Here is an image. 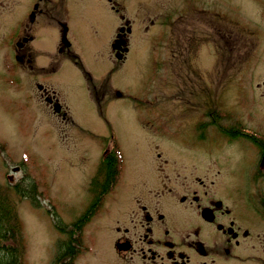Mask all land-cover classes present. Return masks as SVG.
<instances>
[{"label": "rangeland", "instance_id": "rangeland-1", "mask_svg": "<svg viewBox=\"0 0 264 264\" xmlns=\"http://www.w3.org/2000/svg\"><path fill=\"white\" fill-rule=\"evenodd\" d=\"M153 1L151 6L156 4ZM188 1L200 6L201 13H190V20L179 18L170 30L166 13L159 12L145 31L143 16L127 12L124 16L131 27L126 57L113 68L109 44L120 22L118 14L103 0H66L61 21L67 27L70 51L80 63L69 56L54 58L59 31L44 24L35 31L34 62L21 68L13 58L10 32L16 30V20L30 0H0V185L9 186L26 174L36 183L40 204L36 208L10 194L21 224L24 264L52 263L57 241L65 238L54 222L70 225L85 211L92 200L90 178L113 142L120 156V178L104 196L99 214L83 225V247L75 264L118 263L112 257L114 226L123 225L125 217L117 200L140 182H150L151 168L158 165L170 182L191 184L198 178L214 182L222 193L237 189L239 205L240 200L246 202V215L251 204L245 195L249 192L257 198L256 193H264L260 169L264 163H259L253 143L245 140L264 137V0ZM196 19L199 24L181 40L190 44L188 52L180 40L175 41L179 47L173 44L177 54L188 53L189 67L178 58L169 68L161 59L167 39L181 38L186 23ZM154 34L158 35V66L150 48ZM183 67L190 73L189 85L178 73L185 71ZM85 72L103 87L109 73L110 90L120 96L105 95L98 107L88 93ZM161 73L169 81L166 77L160 82ZM35 84L49 86L63 117L39 98ZM101 92L98 89L97 96L103 99ZM204 121L202 138H195L193 126ZM255 142L257 147L260 143ZM105 203L112 206L107 216L100 214ZM238 218L251 225L240 211ZM250 244L260 251L258 240Z\"/></svg>", "mask_w": 264, "mask_h": 264}, {"label": "flooded vegetation", "instance_id": "flooded-vegetation-1", "mask_svg": "<svg viewBox=\"0 0 264 264\" xmlns=\"http://www.w3.org/2000/svg\"><path fill=\"white\" fill-rule=\"evenodd\" d=\"M103 1L107 3L111 11L118 14L120 21L109 44L113 68L119 67L126 57L131 27L130 21L124 16L127 12L131 11L129 14L143 16L141 25L146 31L150 25L155 23L159 12L166 13V23L168 21L166 25L170 30L176 27L175 23L179 18L181 21L190 20V13L195 14V12L201 13L202 11L200 6L196 8L188 0H167L165 5L160 0H154L155 6H151V0ZM64 2L66 0H30L28 8L23 10L21 18L16 20V30L10 32L12 54L16 65L29 68L34 62L35 50L32 43L35 42V31L44 24L59 31V39L53 53L54 58L69 56L75 64L80 63L78 57L70 51V43L65 36L67 27L61 21V13L66 10ZM153 14L155 16L151 18L149 15ZM7 16L9 21V12ZM189 23H186L184 27L186 31L184 30L181 38H178L177 34L178 39L171 40V37L167 39L163 48L165 54H162L161 59L168 63L169 68L177 62L178 58L181 59L180 63L187 61L189 67L188 53L183 50L186 53L184 56L177 54L178 50L173 45L176 44L179 47L177 42L185 39V33L191 34L188 30H194L192 26L195 23L199 24V19L191 21V25ZM154 36L150 39V48L153 52V63L158 66L157 63L161 62L156 53L158 35L154 34ZM6 42L9 43V31ZM189 46L190 44L182 42V49L188 48L187 52ZM183 68L185 71L178 73L183 75V81L187 79L189 85L190 73L188 68ZM84 75L88 81V93L98 107H101L99 100L104 104V97L106 98L109 94L120 96L115 89L110 90L109 73L106 75L107 78L105 77L104 87L99 86L100 84L97 86L87 72ZM164 75L160 74V82H164L166 77L169 81L170 77L168 75L164 77ZM35 86L40 90L39 98H42L48 107L51 106L54 113L61 114L63 117L64 112H61V106L49 86L48 89L43 88L41 84H35ZM98 89H102L103 99L98 98ZM55 105L59 107L58 111H54ZM203 110L210 113L207 108ZM200 123L193 126L196 132L195 138H202L200 128L205 126L206 122H203L204 125ZM213 127L217 129L216 126ZM216 131L219 132L220 129ZM226 131L236 132L235 129H226ZM262 138L252 136L245 138L247 142L260 143L257 147L252 144L259 155L260 164L264 163V137ZM155 157L159 158V154L155 153ZM258 167L260 168L261 165ZM260 169L264 170V166ZM156 170L162 173L164 168L161 165L151 168L153 174L150 182L146 180L140 182L136 188L127 190L129 191L127 197L124 196L117 200L118 207L122 206L120 215L123 214L125 217L122 221L123 225L114 226L117 234L112 243L114 249L112 257L113 260L118 261L117 264H264V193H256L257 198H255L247 191L244 198H247L251 206L249 205L250 210L246 215L244 210L246 202L240 200L242 203L239 205L237 189L236 192L222 193V189L216 187L214 182L206 183L198 178L195 179L196 183L191 184L170 182V179L164 177L163 173L162 177H158ZM103 201L99 207L103 205ZM94 206H96V201ZM99 207L95 215L99 214ZM111 207L105 203L103 213L100 214L107 216ZM239 211L244 216H248L251 225L242 223V219L238 218ZM252 226L256 227L258 232ZM254 239L258 240L260 251L250 244V241Z\"/></svg>", "mask_w": 264, "mask_h": 264}, {"label": "trees", "instance_id": "trees-1", "mask_svg": "<svg viewBox=\"0 0 264 264\" xmlns=\"http://www.w3.org/2000/svg\"><path fill=\"white\" fill-rule=\"evenodd\" d=\"M119 173L120 156L117 145L113 142L112 146L101 156L95 175L90 178L88 184L91 202L96 201V206L94 204L88 206L90 202L82 215L70 225L54 222L56 229L64 234L65 238L57 241L55 256L51 264H75V256L83 247L80 244L82 242L81 229L96 213L104 196L117 182ZM11 193L16 194L19 200H29L30 204L37 208L40 204L37 198L36 183L24 174L9 186L0 185V264H24V240L16 206L10 198ZM86 210H89V213Z\"/></svg>", "mask_w": 264, "mask_h": 264}, {"label": "water", "instance_id": "water-1", "mask_svg": "<svg viewBox=\"0 0 264 264\" xmlns=\"http://www.w3.org/2000/svg\"><path fill=\"white\" fill-rule=\"evenodd\" d=\"M59 110V107L58 106H54V111H58Z\"/></svg>", "mask_w": 264, "mask_h": 264}]
</instances>
